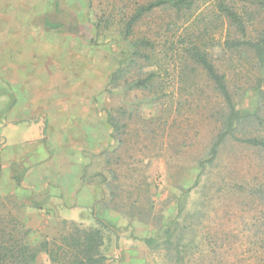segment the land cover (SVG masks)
<instances>
[{"label":"rangeland","instance_id":"obj_1","mask_svg":"<svg viewBox=\"0 0 264 264\" xmlns=\"http://www.w3.org/2000/svg\"><path fill=\"white\" fill-rule=\"evenodd\" d=\"M146 1L0 0V123L3 109L15 104L19 90L14 86L19 81H35L34 96L50 90L52 127L47 131L53 133L55 142L69 144L74 149L69 152L72 158L85 164L86 180L97 183L99 190L91 214L117 232L104 230L106 264L166 263L162 252L141 239L176 219L178 198L193 188L199 163L223 126V99L205 73L198 69L194 78L182 80L178 58L161 53L167 41L179 45L181 37L194 28L198 14L210 12L213 0H201L190 22L170 26L171 32L167 28L173 14L166 10H156L137 26L135 38L146 36L156 42V60L162 67L164 88L154 102L150 101L158 95L154 91L128 88L123 81L117 88L109 84L127 58L121 11L130 13L135 2ZM47 22L61 28L50 30ZM225 29L224 22L209 37L223 41ZM212 51L232 90L234 86L241 89L235 101L254 110L259 95L248 88L256 87L260 79L264 91V70L255 69L251 60L239 63L218 49ZM122 110L127 114L121 115ZM111 111L120 125H126L123 144L113 137ZM12 131L6 128L10 141L18 139ZM238 135L264 137V119L243 125ZM200 208L206 212L204 254L193 252L187 264L264 260L260 249L264 243L260 240L264 234V150L227 140L207 178L190 192L184 214ZM61 222L57 220V230ZM81 224L99 227L96 220ZM37 264L51 263L42 256Z\"/></svg>","mask_w":264,"mask_h":264},{"label":"trees","instance_id":"obj_2","mask_svg":"<svg viewBox=\"0 0 264 264\" xmlns=\"http://www.w3.org/2000/svg\"><path fill=\"white\" fill-rule=\"evenodd\" d=\"M200 1L147 0L135 2V7L130 13L121 11L124 17L121 36L128 43L127 58L122 60L111 75L109 84L117 88L120 86L119 82L123 81L128 88L158 93L151 102L160 97L164 80L160 74L162 67L156 60V42L146 36L135 38L136 28L156 10H166L173 14L167 28L171 32L170 26L179 27L190 22L199 9ZM198 16L200 18L196 20L197 26L195 22L190 33L181 37L179 45L174 41H167L161 53L169 59L178 58L182 66L179 75L182 80L194 78L198 69L204 72L214 91L223 99L225 112L222 115L223 126L219 134L212 142L206 158L199 163L193 188L183 191L178 198V218L141 239L149 248L163 253L166 259L164 264H187V257L193 252L200 256L204 254L202 244L206 235L202 233V225L206 212L200 208V211L189 213L191 215L184 214L185 203L190 192L204 182L208 171L218 161L221 146L227 140H235L264 150V137L238 135L243 125L260 123L264 119L262 81L258 79L256 87L248 88L257 91L259 101L262 102L258 101L252 111L240 107L235 101V95L241 89L234 86L232 90L226 74L215 64L212 51L218 49L221 55L231 61L237 58L239 63L251 60L255 69L264 70V0H213L210 12L206 16L200 12ZM224 22V40L217 41L209 37L210 33L221 27ZM106 23L110 24V19H107ZM47 26L50 30L61 28V25L49 22ZM97 26L101 25L98 23ZM230 65L233 66V63ZM153 66H159L160 69H150ZM130 75H133L131 82ZM136 75L138 78L134 77ZM120 113L123 116L127 114L124 110ZM109 123L114 131L113 137L123 144L121 136L126 132V125H120L112 111L109 113ZM105 187L108 192L106 185ZM258 192L261 193L260 190ZM112 197L114 199L116 195ZM109 203L110 201L105 204L108 206ZM22 210L23 206L15 194L0 201V264H37L42 254L46 255L51 264H106L104 230L116 235L117 232L100 216L95 217L99 227H84L81 223L62 220L61 229L57 230L55 236L34 240V233L26 226ZM260 240H264V234ZM260 249L264 251V243ZM256 264H264V260L261 259Z\"/></svg>","mask_w":264,"mask_h":264},{"label":"crops","instance_id":"obj_3","mask_svg":"<svg viewBox=\"0 0 264 264\" xmlns=\"http://www.w3.org/2000/svg\"><path fill=\"white\" fill-rule=\"evenodd\" d=\"M33 84L31 79L19 81L14 86L19 90L14 106L2 111L0 201L15 194L23 206L26 226L33 231V239L39 240L56 235L57 220L95 221L91 210L99 190L97 183L86 180L85 164L69 154L74 149L58 139L55 142L53 133H48L47 129L52 127L53 97L50 90L48 94L39 92L34 96ZM7 127L18 139L10 141Z\"/></svg>","mask_w":264,"mask_h":264},{"label":"built area","instance_id":"obj_4","mask_svg":"<svg viewBox=\"0 0 264 264\" xmlns=\"http://www.w3.org/2000/svg\"><path fill=\"white\" fill-rule=\"evenodd\" d=\"M1 169H2V163H1V160H0V173H1Z\"/></svg>","mask_w":264,"mask_h":264}]
</instances>
